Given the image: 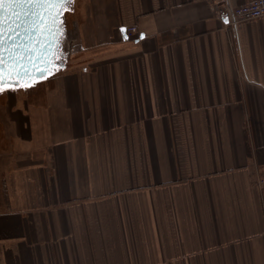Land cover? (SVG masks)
Returning <instances> with one entry per match:
<instances>
[{
    "label": "crops",
    "instance_id": "0c3cea01",
    "mask_svg": "<svg viewBox=\"0 0 264 264\" xmlns=\"http://www.w3.org/2000/svg\"><path fill=\"white\" fill-rule=\"evenodd\" d=\"M252 1L83 0L0 264H264V19L230 24Z\"/></svg>",
    "mask_w": 264,
    "mask_h": 264
},
{
    "label": "rangeland",
    "instance_id": "374dc122",
    "mask_svg": "<svg viewBox=\"0 0 264 264\" xmlns=\"http://www.w3.org/2000/svg\"><path fill=\"white\" fill-rule=\"evenodd\" d=\"M83 0H73L71 5L65 6L62 10H58L59 21L61 31L49 33L47 30L38 31L34 30L30 33L32 37L38 33L37 42L34 37L33 43L23 42L25 47L29 44L35 45L37 52L41 53L45 57L51 59V63L45 64L43 60H36L34 65H29L31 70L30 76L27 80L20 77H9L7 86L3 93H0V237L2 236V214L7 212L9 208H13L22 203L23 200V188L29 186L32 183L31 178L27 177L29 169L32 168V160L30 158L29 150L26 149L24 141H20L22 137L28 135L30 128L25 120V113L32 108L34 98L36 94L48 93L51 89L57 87L54 78L56 75H60L65 71L66 67V42L71 46L72 42H69L70 35L68 33L71 27L72 14L77 13ZM20 11V10H18ZM40 11L45 16L46 13L43 10ZM10 17V16H9ZM21 18V17H20ZM23 18V16H22ZM10 17L8 20H12ZM25 24H28L29 28H32L34 20L33 18L25 17ZM45 23H48L46 20ZM74 28V26H73ZM26 37L24 33L21 39ZM57 41L59 42V48L56 47ZM15 43L19 44V38ZM41 43V44H40ZM39 44L41 46H39ZM4 53L5 62L7 63L8 54ZM54 54V58H52ZM36 59V53L31 54ZM48 69L47 74H44L42 69ZM55 82V83H54ZM22 83H28L27 89L21 87ZM31 121L30 118H27ZM31 173V171H30Z\"/></svg>",
    "mask_w": 264,
    "mask_h": 264
},
{
    "label": "snow or ice",
    "instance_id": "6c2138e0",
    "mask_svg": "<svg viewBox=\"0 0 264 264\" xmlns=\"http://www.w3.org/2000/svg\"><path fill=\"white\" fill-rule=\"evenodd\" d=\"M73 0H0V93L5 91L9 77H20L27 80L31 70L29 65H34L36 60H43L45 64L51 63L49 57H45L37 52L35 45L29 44L27 47L23 42L17 44L15 41L24 33H30L34 30L45 31L49 33L61 31V26L58 24V10H62L65 6L71 5ZM43 10L45 16L40 11ZM20 10V11H17ZM11 16L13 19L9 21L7 29L5 28V17ZM33 18L34 23L32 28H24L21 31L22 24L17 21L19 18ZM48 23H45V21ZM5 31L11 36V41L5 39ZM6 45H10L6 47ZM56 47L59 48L57 41ZM8 52V60L5 62L4 52ZM36 53V59L31 55ZM54 58V54L52 56ZM44 74H47L48 69H42ZM28 83H22L21 87L27 89Z\"/></svg>",
    "mask_w": 264,
    "mask_h": 264
},
{
    "label": "built area",
    "instance_id": "2783aa9c",
    "mask_svg": "<svg viewBox=\"0 0 264 264\" xmlns=\"http://www.w3.org/2000/svg\"><path fill=\"white\" fill-rule=\"evenodd\" d=\"M264 19V0H255L234 8L232 12L231 25L256 22ZM137 33L136 27L128 28V36L133 37Z\"/></svg>",
    "mask_w": 264,
    "mask_h": 264
},
{
    "label": "water",
    "instance_id": "95a60500",
    "mask_svg": "<svg viewBox=\"0 0 264 264\" xmlns=\"http://www.w3.org/2000/svg\"><path fill=\"white\" fill-rule=\"evenodd\" d=\"M18 11V10H17ZM10 16V15H9ZM9 16H6L5 17V28L7 29V27H8V24H9V18L11 17H9ZM25 17H23L22 18V16H21V18H19V20L17 21L18 23H21L22 24V28H21V31L23 32V29L24 28H29L28 27V25H29V23L28 24H25ZM36 34L34 35V37H36V42H37V37L39 36L38 35V33L37 32H35ZM26 34V37H24L23 39H21V37H19V42H26L27 41V39H28V41L29 42H31V43H33L32 41H34V37H32L31 35H29L28 33H25ZM5 39L6 40H8V41H11V36H10V34L7 32V31H5ZM27 41V42H28ZM41 44V43H40ZM39 44V46H41ZM37 46H38V44H36ZM10 45H6V47H9ZM36 46V47H37ZM40 52V51H39ZM5 53V52H4ZM6 54H8V52L6 51ZM6 54H5V56H6Z\"/></svg>",
    "mask_w": 264,
    "mask_h": 264
}]
</instances>
